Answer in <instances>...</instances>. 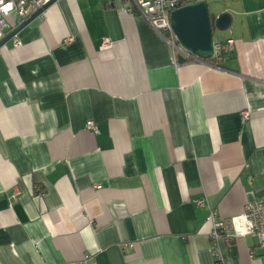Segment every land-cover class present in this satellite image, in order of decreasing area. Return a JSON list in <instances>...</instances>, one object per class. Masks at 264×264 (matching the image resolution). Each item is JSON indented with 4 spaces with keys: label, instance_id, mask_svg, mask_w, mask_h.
I'll return each mask as SVG.
<instances>
[{
    "label": "crops",
    "instance_id": "0c3cea01",
    "mask_svg": "<svg viewBox=\"0 0 264 264\" xmlns=\"http://www.w3.org/2000/svg\"><path fill=\"white\" fill-rule=\"evenodd\" d=\"M186 1L231 15L219 66L127 0H57L0 48V264H264L251 236L216 261L206 223L264 202V0Z\"/></svg>",
    "mask_w": 264,
    "mask_h": 264
},
{
    "label": "built area",
    "instance_id": "2783aa9c",
    "mask_svg": "<svg viewBox=\"0 0 264 264\" xmlns=\"http://www.w3.org/2000/svg\"><path fill=\"white\" fill-rule=\"evenodd\" d=\"M49 0H0V40L9 28L8 18L15 15L19 22L24 21L37 11ZM130 4L129 11L134 7L147 24L161 36L170 46L173 52V61L178 63V57L184 58L185 62L204 63L216 66L213 61H220L223 56L233 51V40L213 43V54L208 60H203L185 50L178 42L170 24V14L180 7L179 0H127ZM72 37L66 42H71ZM13 46H21L20 40L13 37ZM113 43L109 38H104L102 50H109ZM86 129L92 134H97V127L93 121L86 123ZM96 188H100L97 186ZM15 198V195L13 196ZM193 205L203 206L204 200H194ZM206 223L210 225V244L212 254L216 261L221 260L220 244L230 246L235 241L248 236L255 238L258 245L264 248V202L247 204L243 212L230 218H219L213 210H210ZM131 246L123 244V247ZM78 264H95L91 255H84Z\"/></svg>",
    "mask_w": 264,
    "mask_h": 264
},
{
    "label": "water",
    "instance_id": "95a60500",
    "mask_svg": "<svg viewBox=\"0 0 264 264\" xmlns=\"http://www.w3.org/2000/svg\"><path fill=\"white\" fill-rule=\"evenodd\" d=\"M56 1L49 0L30 17L6 33L0 40V48L15 37L27 24L43 14ZM231 23L232 18L229 13L217 16L211 15L207 3L204 1L191 2L188 5L180 6L170 14V24L179 44L189 53L203 60H208L212 57L214 31H226L230 28ZM178 63H185L184 58L179 56Z\"/></svg>",
    "mask_w": 264,
    "mask_h": 264
},
{
    "label": "trees",
    "instance_id": "16d2710c",
    "mask_svg": "<svg viewBox=\"0 0 264 264\" xmlns=\"http://www.w3.org/2000/svg\"><path fill=\"white\" fill-rule=\"evenodd\" d=\"M179 3H180V6H185V5H188L189 3L191 2H187L186 0H179ZM225 56L222 57V59L218 62L216 61H213V63L216 65V66H219L220 62L224 59Z\"/></svg>",
    "mask_w": 264,
    "mask_h": 264
},
{
    "label": "rangeland",
    "instance_id": "374dc122",
    "mask_svg": "<svg viewBox=\"0 0 264 264\" xmlns=\"http://www.w3.org/2000/svg\"><path fill=\"white\" fill-rule=\"evenodd\" d=\"M205 2H206L207 5H208V9H210V6H209L210 4H209V2H207V1H205ZM217 33H218L217 30H215L214 33H213V39H214V40H217V39H218V38H217V35H218Z\"/></svg>",
    "mask_w": 264,
    "mask_h": 264
}]
</instances>
